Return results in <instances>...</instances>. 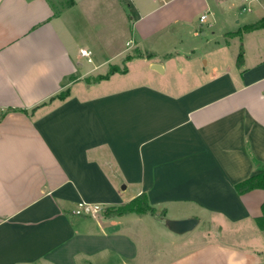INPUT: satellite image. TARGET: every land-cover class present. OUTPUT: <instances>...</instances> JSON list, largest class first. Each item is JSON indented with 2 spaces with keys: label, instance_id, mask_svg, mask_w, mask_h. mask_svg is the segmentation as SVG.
Listing matches in <instances>:
<instances>
[{
  "label": "crops",
  "instance_id": "1",
  "mask_svg": "<svg viewBox=\"0 0 264 264\" xmlns=\"http://www.w3.org/2000/svg\"><path fill=\"white\" fill-rule=\"evenodd\" d=\"M57 1L0 0V264H112L111 250L135 264L138 245L120 225L136 213L75 209L143 192L157 214L139 220L165 210V223L166 205L186 204L176 218L196 217L191 234L207 233L179 240L170 264H264V189H235L264 166V25L244 30L264 14L208 35L206 4L198 42L197 31H173L187 17H136L120 0L121 19L100 26L77 21L78 0ZM136 49L126 72L87 79Z\"/></svg>",
  "mask_w": 264,
  "mask_h": 264
},
{
  "label": "rangeland",
  "instance_id": "2",
  "mask_svg": "<svg viewBox=\"0 0 264 264\" xmlns=\"http://www.w3.org/2000/svg\"><path fill=\"white\" fill-rule=\"evenodd\" d=\"M131 4L130 11L136 16L139 17L142 14H146L149 11L157 14L161 19H179L181 17H187L190 19V24L187 23H174L173 31L179 35H187V31L195 33V40L201 42L202 32L201 27L199 26L200 15L207 9L206 4H208L211 9V14L209 15V21H216L213 27L208 28L204 24V29L208 31V35L211 33L210 30H216L219 32L223 28V24L228 25L229 22L233 21L235 18H244L254 17L256 15L264 14V0H121ZM71 0H58L56 3L57 7L61 5L69 4ZM207 2V3H206ZM123 5V4H122ZM140 9V14L136 9V6ZM120 0H78V6L75 10V17L81 21V19L87 23L88 21L92 23H98L100 26L104 24L115 23L116 20H120ZM85 28V27H84ZM102 29V28H101ZM128 53V55L132 54ZM126 55V57L128 56ZM124 57L123 60H120V68H123L127 64V58ZM119 61V60H116ZM87 65L89 63L87 62ZM110 68V66H109ZM108 68V70H109ZM108 72V71H107ZM100 74H93L90 78L95 79ZM169 208V213L167 214V219H179L176 218L178 215H185L188 211L192 210L189 206L180 205V204H168L166 205ZM88 216H102L105 217V211L95 215ZM159 215L156 217L146 214L142 219H138L136 214H131L130 217L126 218L125 221H121L122 224L120 228L122 231L129 234V239H135L138 245V254L135 257V264H170L175 257L184 251V244L178 245L179 240L189 237L191 232L184 233L183 235L170 232L169 228L165 223L160 222ZM194 231V230H193ZM194 234V235H193ZM205 231L196 230L191 234V239L196 238L195 240L201 239L206 240L208 236ZM214 237L213 234H210ZM120 238L123 239L121 236ZM190 239V240H191ZM131 240V239H130ZM174 240V241H173ZM193 242V241H192ZM195 242V241H194ZM122 240L120 239V247H122ZM127 253L132 254L133 251L130 250L129 246L127 247ZM125 254L120 253V264H124L126 258ZM128 256V255H127ZM97 257H100L97 256ZM102 257V255H101ZM103 259H110L112 264H118L119 255L113 252L112 250L106 252Z\"/></svg>",
  "mask_w": 264,
  "mask_h": 264
},
{
  "label": "trees",
  "instance_id": "3",
  "mask_svg": "<svg viewBox=\"0 0 264 264\" xmlns=\"http://www.w3.org/2000/svg\"><path fill=\"white\" fill-rule=\"evenodd\" d=\"M264 25V17L257 20L256 22L247 24L244 26L245 31L254 30L257 28H260ZM239 32V31H238ZM141 52L139 50H135L132 54L128 55L127 61H129L132 57L140 56ZM148 56H151V53H147ZM170 55V54H168ZM238 65H241L243 63V49L240 51L237 59ZM127 71V64L123 68H120V66L113 64L110 65V68L108 72L105 74H100L95 79H92L90 77H87L88 80H94L99 81L101 79L108 78L111 74L115 72H121L124 73ZM68 94V91H62L56 97L64 98ZM12 108H9V110ZM261 188L264 189V166H262L259 171L256 173L236 182L235 189L239 194L247 193L253 189ZM105 211V217H117V216H123L129 213H136V214H157V208L151 203L148 195L143 192L130 201L120 204V205H114V206H107L103 209ZM158 215L161 217L165 215V210H162ZM257 226L264 230V202L261 206V214L255 218Z\"/></svg>",
  "mask_w": 264,
  "mask_h": 264
},
{
  "label": "built area",
  "instance_id": "4",
  "mask_svg": "<svg viewBox=\"0 0 264 264\" xmlns=\"http://www.w3.org/2000/svg\"><path fill=\"white\" fill-rule=\"evenodd\" d=\"M207 18V13H203L200 16V20L204 21ZM131 42V41H130ZM129 42V43H130ZM81 54L87 58L89 62L92 61V52L91 50L87 48H82L81 49ZM104 209V206L99 203H88L85 201L79 202L77 208L75 209V213L78 215H95L99 212H101Z\"/></svg>",
  "mask_w": 264,
  "mask_h": 264
},
{
  "label": "water",
  "instance_id": "5",
  "mask_svg": "<svg viewBox=\"0 0 264 264\" xmlns=\"http://www.w3.org/2000/svg\"><path fill=\"white\" fill-rule=\"evenodd\" d=\"M199 220L196 217H188L181 219H167L165 225L177 234H184L193 230L198 224Z\"/></svg>",
  "mask_w": 264,
  "mask_h": 264
}]
</instances>
